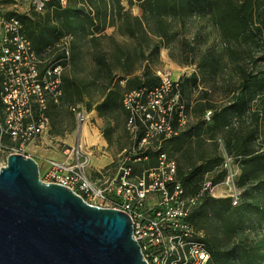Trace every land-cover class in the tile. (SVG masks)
Returning a JSON list of instances; mask_svg holds the SVG:
<instances>
[{"label":"trees","instance_id":"obj_1","mask_svg":"<svg viewBox=\"0 0 264 264\" xmlns=\"http://www.w3.org/2000/svg\"><path fill=\"white\" fill-rule=\"evenodd\" d=\"M65 1L68 5L63 8L64 17L73 18L67 34L88 39V43L93 47H96L102 40L110 41L117 51H114L117 54L116 62L121 66V75L118 81L113 79L114 75L105 61V54L97 59L102 68L100 72L103 73L102 77L106 79V82L102 85L101 100L96 103L94 110L98 117L103 118L122 108L126 120L127 115L123 109L120 95V81H124V88L129 92L148 91L160 83V77L152 74L148 69H143L140 76L131 75L133 73L131 68L125 66L130 56L128 50L119 43H114V37L104 33L106 28L114 27L119 33L135 39L137 41L135 50H139L140 55L143 56L145 46V50L148 52L147 56H158L161 48H170L175 35L172 30L173 22L177 21L179 27L182 28L185 17L198 20L201 18V14L207 15L216 33L215 41L198 54L189 43H186L185 49L181 47V53L184 54L187 64L196 61L195 66L203 77L224 79L222 92L227 95L228 102L214 107L210 100L211 92L208 90L200 92L201 96L197 104L201 106L202 110H213L210 117L211 123L206 125L204 133L207 136L206 139L212 142L214 153L211 155L207 149L202 148V144L197 143L200 149L193 147L191 149L187 144V153L183 151L185 153L182 156L187 159L188 165L185 170H182L177 164V178L188 197L200 193L202 185L207 179L213 186L221 182L225 176L224 170H217V174L212 177L209 174L220 162V158L216 157V151L218 142L222 144L227 157L233 160L241 171L238 180L242 190V196L239 198L241 201L239 205L232 206L229 198L215 199L209 193H204L201 202L190 214L189 221L195 227L193 224L194 214L204 205H209L213 218L223 224L221 237L204 238L206 250L210 255V264H256V258L264 256V227L258 224L261 219H264V69L255 67L254 70L248 71L242 67L241 63L252 59L254 52L258 49L264 51V0L128 1L129 5H132L131 1L135 2L141 10L140 16L132 15L129 10H125L120 5L121 0H107V2L104 0ZM44 3L47 5L55 3L58 8H61L60 3L63 1L46 0ZM71 3L107 4L102 8L101 19L98 18L100 8L98 5H94L96 6L94 15H86L85 22H81L79 21V18L82 17L80 8L75 4L71 9ZM17 19L20 21L19 18ZM23 31L37 54L40 55L54 48L55 45L35 48L25 33L24 27ZM138 35L143 37V41L139 39ZM218 43L220 44L218 45ZM63 57L64 53L57 55V58ZM220 67L223 69L221 70ZM93 77V80L97 81L98 73L96 71L93 73ZM198 81L200 78L195 73L188 78L182 77V83L192 84L194 87L197 86ZM63 82L67 88L72 87L75 83L68 78L63 79ZM181 90V86L177 83V88L173 89L172 93L178 91V94L181 95ZM77 92L79 91L76 90ZM67 95L71 100L70 96L75 94L67 92ZM90 109V106L86 107L87 111ZM175 109L179 112L178 107ZM171 115L173 126H176L178 114L172 110ZM199 123L201 121L189 127L187 131L163 142L160 151L147 150L138 153L140 157L147 156L148 160L134 164L133 172L140 165L144 169L154 166L159 152L171 157L170 151L165 149L163 144L166 142L174 144L177 148H173V152L179 151L184 141V139L180 141V137L188 138L194 129L200 130ZM196 136L199 134L197 133ZM192 153L197 155L195 160L192 158ZM238 233L247 234V237L251 235L252 244L246 247L229 248V242Z\"/></svg>","mask_w":264,"mask_h":264},{"label":"built area","instance_id":"obj_2","mask_svg":"<svg viewBox=\"0 0 264 264\" xmlns=\"http://www.w3.org/2000/svg\"><path fill=\"white\" fill-rule=\"evenodd\" d=\"M36 3L43 7L41 1ZM60 53L63 58H57ZM67 59L68 52L55 47L37 54L22 23L0 14V153L5 157L27 156L28 145L43 143L49 128L48 106L60 102L61 62ZM159 76L160 83L153 89L124 95L125 126L133 144L112 168L94 169L91 176V155L78 144L63 148L60 159H47L39 168V179L70 189L92 206L126 214L147 264H210L204 236L189 221L203 194L212 192L210 180H205L200 193L186 196L175 159L163 152L157 154L154 166L138 174L132 170L134 164L148 160L138 153L160 151L162 143L177 136L184 125L178 91L172 93L177 83ZM174 105L179 108L176 126L171 115ZM70 112L79 124L84 122L77 107ZM238 202L234 192L231 203Z\"/></svg>","mask_w":264,"mask_h":264},{"label":"rangeland","instance_id":"obj_3","mask_svg":"<svg viewBox=\"0 0 264 264\" xmlns=\"http://www.w3.org/2000/svg\"><path fill=\"white\" fill-rule=\"evenodd\" d=\"M37 1L38 0H16L14 3H0V14L7 17L19 18L22 22L25 33L31 39L35 48L44 45H55L54 47L56 50L60 48L68 52V59L61 62L62 68H64L62 71V95L60 103L57 106L51 104L48 106L47 114L49 118V128L47 134L43 139V143L28 145L25 151L26 153L37 155L39 168L42 170L45 166V160L49 159L48 157L50 155L58 154L59 157L55 159H60L63 148L68 146L75 147L76 144L74 141L78 130L83 125H87L95 133V135H93L95 138V144H91L90 141L87 142V138H85L86 136L84 137V148L86 147V151L91 155V161L93 160L97 162L92 165L94 167H102L109 161L108 165L101 169L104 171V169L112 168L116 159L127 153L133 144L125 126V114L121 108L120 111L115 110L112 113L105 115L106 117H98V119L95 120L86 117L87 115L84 111H86L87 106L95 107L96 103L101 100L102 85L106 82V79L102 77L103 73L100 72L102 68L97 59L103 57L102 54H105V61L110 66L112 75H114L113 79L118 81L120 78L121 66L116 62L117 54L115 52L117 51L110 41L102 40L96 47H93V45L88 43V39H82L67 34L73 18L70 16L66 18L64 17L65 13L63 12V8L68 5L65 0H62L63 3H60L61 8H58L55 3L47 5V3H44L46 0H39L43 2V7L40 8L36 3ZM104 1L107 2V0ZM128 1L130 0H121L120 5L125 10H129L132 15L140 16L141 10L137 7L135 2L131 1L132 5H129ZM75 4L80 8V13L82 15V17L79 18V21L85 22L86 15L93 16L96 12V6L94 5H98V8H100V15L98 18L101 19L102 8L107 3H96L92 5L71 3V9L74 8L73 6ZM200 16L201 18L198 20L192 19L191 17H185L184 26L182 28L179 27L177 21L173 22L172 30L175 32V35L170 44V48H161L158 56H147L148 52L145 50V46L143 56L140 55V51L135 50L137 41L119 33L114 27H108L104 32L106 35H112L114 37V43H119L122 47L128 50L130 56L125 66L131 68L133 72L131 75L140 76L143 69H148L152 74H155L158 77H160L159 74L161 76H166L171 79V81L178 83L181 86L182 96L179 94L178 104L184 106L181 113L184 125L181 127L180 133L187 131L189 127L195 125L198 121H201V123L198 124L201 125V128H199L200 130L197 128L194 129L188 138H185V136L180 137V141H183V139L184 141L182 142L183 146L179 151L173 152V148H177L174 144L167 142L166 144H163L165 145V149L170 151V156L176 160L178 166L181 167L182 170H185L188 165L187 159L182 156L183 153H187V144H189L191 149H200L197 146V143L202 144L203 149H207L211 155L214 153L212 147L213 144L206 139L207 136L204 133L206 125L211 123L210 117L213 110H202L201 106L197 104V101H199L201 96L200 92L204 90L211 92L210 100L213 102L214 107L228 102L227 95L225 92H222L224 79L213 78L210 76L203 77L195 66L196 61L187 64L184 60V54L181 53V47L185 49L186 43H189L198 54L204 49L210 47L215 41L216 33L207 15L201 14ZM138 37L140 40L143 39L140 35H138ZM219 44L220 43H218V45ZM262 58H264V51L258 49L254 52L252 59H247L245 62H242L241 65L248 71L254 70L255 67L256 69H264V60H261ZM220 64L222 65V63ZM220 69L222 70L223 68L220 67ZM95 71L98 73L97 81L93 80V73ZM193 73L197 74L200 78L196 87L192 84L187 85L182 83V77L188 78ZM65 78L74 81V85L67 88L63 82V79ZM119 85L121 87L120 95L122 101L124 95L129 93V90L124 88V81H120ZM76 90L79 91L77 92L78 94L76 93ZM67 92L75 94L70 96L71 100H69ZM168 98H172V96L169 95ZM72 107H77L78 111L85 116L83 123L79 124L76 121L74 115L70 112V108ZM175 107L176 105H174L173 108L174 113L178 114ZM208 112H210V114L207 119L206 115ZM197 133L199 136H196ZM38 152L41 154H37ZM196 157L197 155L193 154V160H195ZM216 157L218 159L220 158V162L216 164L215 169H212L209 176L212 177L213 175H216L217 170H224L225 176L221 182L214 186L210 196L215 199H231L232 194L236 192L240 198L242 196V190L238 182L241 172L239 166L227 157L222 144L219 142ZM5 161L6 157L0 153V166H4ZM138 167L139 168L135 170L136 174L144 170L143 166L140 165ZM101 169L100 171L102 172ZM88 173L93 176V167L88 169ZM229 176H232V180L230 178L227 183V177ZM240 201L241 199L237 205H239ZM193 222L195 226L194 228L201 232L204 238L207 239L213 236L221 237L223 224L213 218L209 205H204L202 209L194 214ZM258 224H260L261 227H264V219H261ZM251 237V235H248L247 237V234L238 233V235L229 242V248L249 246L252 244ZM256 264H264V256L256 258Z\"/></svg>","mask_w":264,"mask_h":264},{"label":"water","instance_id":"obj_4","mask_svg":"<svg viewBox=\"0 0 264 264\" xmlns=\"http://www.w3.org/2000/svg\"><path fill=\"white\" fill-rule=\"evenodd\" d=\"M0 264H147L129 217L44 183L31 157L0 166Z\"/></svg>","mask_w":264,"mask_h":264},{"label":"crops","instance_id":"obj_5","mask_svg":"<svg viewBox=\"0 0 264 264\" xmlns=\"http://www.w3.org/2000/svg\"><path fill=\"white\" fill-rule=\"evenodd\" d=\"M14 1H16V0H0V3H14ZM84 113L87 115L86 117H88V118H91V119H95V120H97L98 119V115H97V112L94 110V107H91V109L90 110H86V111H84ZM91 131V132H90ZM91 133V134H90ZM93 135H95V133H94V131L92 130V129H90L87 125H83L82 127H80V129L78 130V133H77V135L75 136V141H74V143L76 144V145H80L81 147H83V149L86 151V147L84 148V143H85V138H87V142L88 141H90V143L91 144H95V138H94V136ZM86 136V137H85ZM85 137V138H84ZM102 146V145H101ZM27 154V156L28 157H31V158H33L37 163H38V157H37V155H35V154H32V153H26ZM37 154H41V153H37ZM50 155V154H49ZM38 156H42V155H38ZM57 156V157H56ZM59 156H58V154L57 155H50L48 158L49 159H55V158H58ZM47 160V159H46ZM45 160V161H46ZM96 161H91V165L92 164H94ZM97 163V162H96ZM108 163H109V161L105 164V165H103L102 167H94L93 165H92V167H93V169H101V168H104V166H106V165H108Z\"/></svg>","mask_w":264,"mask_h":264},{"label":"bare ground","instance_id":"obj_6","mask_svg":"<svg viewBox=\"0 0 264 264\" xmlns=\"http://www.w3.org/2000/svg\"><path fill=\"white\" fill-rule=\"evenodd\" d=\"M214 188V187H213Z\"/></svg>","mask_w":264,"mask_h":264}]
</instances>
